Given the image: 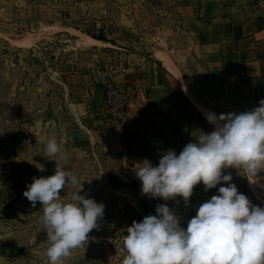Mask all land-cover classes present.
I'll return each instance as SVG.
<instances>
[{"label":"rangeland","instance_id":"374dc122","mask_svg":"<svg viewBox=\"0 0 264 264\" xmlns=\"http://www.w3.org/2000/svg\"><path fill=\"white\" fill-rule=\"evenodd\" d=\"M123 1L0 0V264H49L47 232L40 220L42 203L33 207L23 193L33 177L53 175L57 164L83 181L81 195L86 192L105 205L99 228L91 230L89 239L60 264H124L128 228L156 215L158 204H167L187 227L198 207L219 194L221 185L205 191L202 182L187 205L182 197L165 201L143 194L135 168L121 167L118 150L111 147L109 158L98 161L70 140L64 108L52 104L51 94H62L60 82L101 85L108 76L151 56L147 47H155V27L161 25L141 24L153 35L145 36L141 45L112 38ZM38 2L42 9L35 7ZM147 11L136 13L142 19L151 15ZM51 17L65 22L53 27ZM190 75V82L200 80L197 90L206 92V76L196 80L194 73ZM53 137L66 159L58 154L55 161L46 154V143ZM235 172L232 182L237 186V179L248 174L241 169ZM253 184L255 196L249 200L264 208V172ZM78 191V186L69 184L61 189V196L71 201Z\"/></svg>","mask_w":264,"mask_h":264},{"label":"crops","instance_id":"0c3cea01","mask_svg":"<svg viewBox=\"0 0 264 264\" xmlns=\"http://www.w3.org/2000/svg\"><path fill=\"white\" fill-rule=\"evenodd\" d=\"M123 2L112 38L141 45L145 36H153L141 24L153 23L161 25L155 27L156 45L147 47L148 59L113 75L112 81L128 94L123 120L110 117L101 85L60 82L62 94H51V100L64 108L70 140L98 161L108 159L115 148L124 169L146 159L157 165L167 150L178 154L195 142L199 130L215 128L205 112L219 116L259 106L264 99V0ZM35 7L44 6L38 2ZM145 8L151 15L141 19L136 12ZM50 19L53 27L65 22ZM190 73L196 80L206 76V92L197 90L200 80L189 81ZM235 170L225 169L224 174ZM253 185L246 175L237 179L239 192L250 199Z\"/></svg>","mask_w":264,"mask_h":264},{"label":"clouds","instance_id":"9594fccd","mask_svg":"<svg viewBox=\"0 0 264 264\" xmlns=\"http://www.w3.org/2000/svg\"><path fill=\"white\" fill-rule=\"evenodd\" d=\"M205 117L215 125L212 131L199 130L195 142L187 143L178 154L169 149L157 165L146 159L137 163L135 171L142 193L152 198L182 197L187 205L201 182L205 191L221 185L219 194L198 207L187 227L167 204H158L156 215H147L128 228L124 264H264V208L252 204L238 191L232 175L222 171L243 168L250 183L264 172V99L249 111L219 116L205 112ZM45 151L55 161L58 154L67 158L54 137L48 139ZM82 182L57 164L53 175L33 177L23 193L33 207L37 201L42 203L40 220L47 232L49 264H60L88 240L104 216L102 202L86 192L80 194ZM69 184L79 187L71 201L61 196V189Z\"/></svg>","mask_w":264,"mask_h":264},{"label":"built area","instance_id":"2783aa9c","mask_svg":"<svg viewBox=\"0 0 264 264\" xmlns=\"http://www.w3.org/2000/svg\"><path fill=\"white\" fill-rule=\"evenodd\" d=\"M113 75L108 76L102 83L104 101L110 117L115 120H123L128 107V94L112 81Z\"/></svg>","mask_w":264,"mask_h":264}]
</instances>
